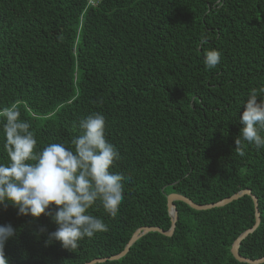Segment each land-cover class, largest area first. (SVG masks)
<instances>
[{
	"label": "trees",
	"instance_id": "obj_1",
	"mask_svg": "<svg viewBox=\"0 0 264 264\" xmlns=\"http://www.w3.org/2000/svg\"><path fill=\"white\" fill-rule=\"evenodd\" d=\"M208 48L222 53L211 70ZM262 85L264 0H0V109L16 107L36 151L73 148L79 121L102 113L120 153L112 171L129 177L115 217L99 201L89 209L107 231L76 248L46 244L57 227L48 215L0 207V225L16 232L5 246L8 264L107 259L138 229L169 230L167 196L204 206L244 190L257 200L259 224L238 254L264 258V149L245 142L243 157L235 151L242 102ZM3 123L0 163H8ZM173 205L170 237L149 232L123 257L96 264H246L230 249L254 225L248 196L204 211Z\"/></svg>",
	"mask_w": 264,
	"mask_h": 264
},
{
	"label": "clouds",
	"instance_id": "obj_2",
	"mask_svg": "<svg viewBox=\"0 0 264 264\" xmlns=\"http://www.w3.org/2000/svg\"><path fill=\"white\" fill-rule=\"evenodd\" d=\"M202 40L207 42L206 37ZM203 56L205 67L211 70L220 63L222 53L208 48ZM241 106L242 127L235 151L243 157L245 142L257 151L264 149V85L250 89ZM0 117L8 157V163H0V207L12 206L18 215L33 219L48 215L57 227L53 232L40 229V233L47 232L46 244L58 242L67 249L76 248L85 237L106 232V224L89 209L99 201L107 214L115 217L124 199L123 182L129 177L112 171L120 153L106 139L105 116L93 113L82 118L79 135L71 141L73 148L50 143L39 151L30 124L20 119L15 106L0 109ZM52 206L54 214L49 211ZM15 235L11 224L0 225V264H8L4 250Z\"/></svg>",
	"mask_w": 264,
	"mask_h": 264
},
{
	"label": "water",
	"instance_id": "obj_3",
	"mask_svg": "<svg viewBox=\"0 0 264 264\" xmlns=\"http://www.w3.org/2000/svg\"><path fill=\"white\" fill-rule=\"evenodd\" d=\"M243 196H248L252 203H253V209H254V225L251 229L246 230L243 234H241L232 244L231 249H230V253L232 255V257L238 261V262H242V263H246V264H264V258L262 259H258V260H249V259H245L242 258L239 254H238V248L239 245L241 243V241L243 239H245L249 234H251L257 227L259 224V214L257 211V200L255 199V197H253L250 194L249 190H244L241 191L237 194H234L233 196L223 199L217 203L211 204V205H204V206H198L195 205L194 203H192L191 201H189L188 199L180 196V195H175V194H171L169 196H167V209L169 212V216L171 218V226L169 228L168 231H162L158 228H143V229H138L137 231L134 232V234L132 235V237L130 238L129 242L127 243V245L125 246L124 250L119 253L116 256L107 258V259H97V260H93L87 264H96V263H102L105 262L107 260L109 261H113V260H117L121 257H123L129 250V248L135 243V241H137L140 237L144 236L145 234L149 233V232H154V233H158L162 236L165 237H170L173 234V231L175 229V222L177 220V213L175 210V207L173 205L174 201H178V202H182L184 204H186L188 207H190L192 210L195 211H204V210H209L212 208H219V207H223L233 201L238 200L239 198L243 197Z\"/></svg>",
	"mask_w": 264,
	"mask_h": 264
},
{
	"label": "rangeland",
	"instance_id": "obj_4",
	"mask_svg": "<svg viewBox=\"0 0 264 264\" xmlns=\"http://www.w3.org/2000/svg\"><path fill=\"white\" fill-rule=\"evenodd\" d=\"M96 2H97V0H91V1H90V3H91L92 5H95Z\"/></svg>",
	"mask_w": 264,
	"mask_h": 264
}]
</instances>
